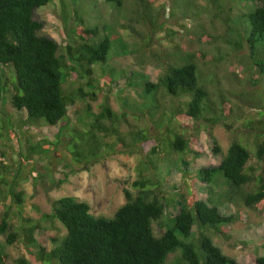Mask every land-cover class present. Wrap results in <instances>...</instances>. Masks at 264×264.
I'll return each instance as SVG.
<instances>
[{"label": "trees", "instance_id": "trees-1", "mask_svg": "<svg viewBox=\"0 0 264 264\" xmlns=\"http://www.w3.org/2000/svg\"><path fill=\"white\" fill-rule=\"evenodd\" d=\"M51 1L0 0V70L6 68L9 72L0 74V103L10 99L16 110L27 113L30 124L54 127L68 119V107L77 98L97 99L95 66L104 69L114 52L122 50L126 54L129 45L114 25L86 20L82 8L72 10L78 26L69 27L68 18L73 17L69 15L66 0H62L69 41L60 53L59 43L41 34L44 24L35 18L36 10ZM106 1L120 9L126 2ZM208 1L211 15L222 17L231 37L236 35L233 41L247 45V59L255 77L264 80V0ZM155 2L134 0L135 12L142 15L143 22L157 24ZM211 37L206 34V39ZM213 55L206 50L176 53L174 62L169 63L156 83L150 82L144 73L132 72L135 78L140 75L143 78L140 96L145 107L139 114L150 116L152 124L147 129L130 132L131 143L142 144L144 159L137 166V179L132 184L135 192L124 189L126 202L112 218L95 215L87 201L69 195L54 199L52 211L39 219L26 216L25 193L19 190L20 183L0 176V183L7 187L11 199L17 201L14 215L20 220L15 229L10 209L0 217V236H7L6 242L0 243V264L8 263V245L19 238H23L30 259L19 258L16 264H239L215 244L211 234L226 236L227 227H224L242 215V212L222 215L221 199L253 211L264 210V112L253 143L260 169L251 164L250 144L235 138L218 166L195 173V179L208 183L213 193L222 189L215 194L217 199L210 197L205 201L198 192H191L190 201L182 204L180 212L168 216L167 209L175 202L166 196L161 175L164 164H187L188 156L200 155L202 126L215 140L216 151H222L212 129L221 123L230 129L234 111L223 92L209 88L211 80L200 66V56L211 60ZM69 75L80 80V85L68 93L64 84ZM104 78L108 86L114 82V74ZM87 87L90 89L86 90ZM262 102L259 99L257 105L264 108ZM139 108L127 101L125 109L118 112L107 99L101 110L95 112L92 104H87L77 123L66 126L72 161L83 170H91L106 148L114 147L107 140L110 136H118L117 144L127 146L116 124L127 120L129 110L138 113ZM252 122L249 120L247 124ZM186 125L191 127L187 129ZM153 127L160 134L153 136ZM56 221L65 228L64 235L57 232ZM48 222L52 225L47 226ZM155 223L162 228L161 234L156 233ZM40 229L47 230L54 243L50 251L35 237ZM254 264H264V254Z\"/></svg>", "mask_w": 264, "mask_h": 264}, {"label": "rangeland", "instance_id": "rangeland-1", "mask_svg": "<svg viewBox=\"0 0 264 264\" xmlns=\"http://www.w3.org/2000/svg\"><path fill=\"white\" fill-rule=\"evenodd\" d=\"M66 2L69 15L73 17L70 20L68 18L69 27L78 26L72 10L82 8L86 12V20L114 25L129 45V51L126 54L122 50L113 55L111 53L109 65L104 69L95 66L97 99L92 101L89 96L77 98L76 103L68 107V119L57 126L30 124L27 113L16 110L10 99L6 98V101L0 103V176L9 181L16 179L20 183L19 190L25 193L26 216L41 218L42 214L52 211L54 199L67 195L87 201L97 216H114L117 209L126 202L124 189L135 192L132 184L137 179V166L144 159L142 144L131 143L130 132L136 128L147 129L152 124L150 116L139 114L145 107L141 104L143 98L140 96L143 95V78L141 75L135 78L132 72L144 73L149 76L150 82L156 83L169 63L174 62L176 53L206 50L214 54L211 60L200 56L199 63L205 77L211 80L208 82L209 88L218 93L223 92L229 99L234 117L229 123L230 129L223 123L212 129L221 152L216 151L215 140L202 126L200 155L195 158L188 156L187 164L168 163L161 167L165 194L175 202L174 206L167 209L166 215L176 216L182 204L190 201L191 192L194 191L205 201L210 197L218 198L215 194L222 189H216L213 193L208 183L195 179V173L203 168L218 166L223 153L235 138L250 144L253 153L251 164L260 169L261 164L254 156L253 143L259 134L258 122L264 112V108L257 105L259 99L264 101V80L255 77L247 59V45L241 43L240 46L233 41L237 39L236 35L231 37L230 29L222 17L211 15L208 0H156V25L143 22L142 15L135 12L137 7L134 0H126L121 9L106 0ZM63 11L62 0H52L35 12V18L44 24L41 34L55 39L60 45V53L65 51L69 41ZM130 25L134 27H128ZM206 34L212 37L206 39ZM0 74L7 75L9 72L2 68ZM107 74H114L111 86L106 85L104 75ZM79 85L80 80L69 75L64 88L69 93ZM107 99L118 112L125 109L127 101L140 107L138 113L129 110L127 120L116 124L128 145L117 144L116 135L108 137V142L114 147L106 148L100 161L91 165V170H83L71 159L67 146L68 125L77 123L87 104L91 103L93 110L99 112L101 104ZM249 120L253 122L247 124ZM190 127L186 125L187 129ZM160 132L152 128L153 136ZM219 203L222 215L230 216L238 212H242V215L224 227H227L226 236L211 234L215 244L237 263L254 264L257 257L264 254V210L253 211L226 199H221ZM17 206V201L11 199L7 187L0 183V217L10 209L15 229L20 225V220L14 215ZM46 225L52 224L48 222ZM55 226L59 234H65V228L59 221L55 222ZM154 228L157 234L162 233L159 224L155 223ZM35 237L48 251L54 247L47 230H37ZM22 239L8 245L7 264H16L19 258L30 259L29 250ZM6 240V235L0 236V243Z\"/></svg>", "mask_w": 264, "mask_h": 264}]
</instances>
